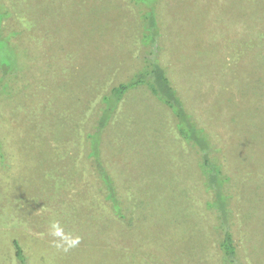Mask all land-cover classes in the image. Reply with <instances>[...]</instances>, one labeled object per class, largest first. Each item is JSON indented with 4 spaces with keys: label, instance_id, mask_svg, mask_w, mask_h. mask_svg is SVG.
Segmentation results:
<instances>
[{
    "label": "rangeland",
    "instance_id": "374dc122",
    "mask_svg": "<svg viewBox=\"0 0 264 264\" xmlns=\"http://www.w3.org/2000/svg\"><path fill=\"white\" fill-rule=\"evenodd\" d=\"M5 1L20 25L0 82V264H19L15 240L24 264H223L199 153L146 86L123 96L97 143L119 215L93 165L102 96L155 51L230 176L239 261L264 264V0H148L158 52L140 43L145 3ZM53 219L76 248L52 246Z\"/></svg>",
    "mask_w": 264,
    "mask_h": 264
},
{
    "label": "trees",
    "instance_id": "16d2710c",
    "mask_svg": "<svg viewBox=\"0 0 264 264\" xmlns=\"http://www.w3.org/2000/svg\"><path fill=\"white\" fill-rule=\"evenodd\" d=\"M131 1L140 5V3L146 4L148 0ZM147 6H149V3ZM138 9L141 22L140 43L143 49L147 48L148 50L153 46L158 52V46H155L154 43L159 37L160 29L155 24L156 20L152 6H149L145 10ZM15 24H19V22L15 21L14 14L8 4L5 0H0V82L9 79L8 72L12 68L10 55L7 53L8 51H6L5 46L10 41L11 31L15 28ZM154 53L155 56L150 57L148 52L143 58L141 68L136 73L125 82H120L113 86L101 98L102 106L96 118V131L94 135L92 134V136L97 138V142L96 146L92 145L90 152L94 156L93 165L102 182L101 187L105 189V198L113 203H111L113 206L112 211L119 215L117 207H119L120 201L113 180L99 159L100 153L97 146V143L99 145V134L112 118L123 96L139 86H146L153 96L170 109L175 119V127L181 138L199 153L198 167L203 177V185L206 190H211L214 193L213 199L207 202V207L215 211L217 214V226L223 231L219 242L222 263L242 264L239 261L237 247L234 243L233 232L231 230L233 215L232 208L230 207L231 194L228 192L230 176L224 168L217 144L209 133L199 126L186 111L177 90L173 87L167 76L165 67L156 56V51ZM0 142L2 143V141ZM1 143L0 153L3 152ZM13 243L16 259L19 264H24L26 259L21 246L16 240Z\"/></svg>",
    "mask_w": 264,
    "mask_h": 264
},
{
    "label": "clouds",
    "instance_id": "9594fccd",
    "mask_svg": "<svg viewBox=\"0 0 264 264\" xmlns=\"http://www.w3.org/2000/svg\"><path fill=\"white\" fill-rule=\"evenodd\" d=\"M48 235L51 237L50 243L57 250L65 253L76 248L81 243V237L71 232H66L59 220H51L49 222Z\"/></svg>",
    "mask_w": 264,
    "mask_h": 264
}]
</instances>
